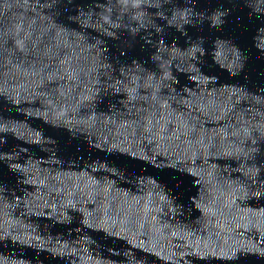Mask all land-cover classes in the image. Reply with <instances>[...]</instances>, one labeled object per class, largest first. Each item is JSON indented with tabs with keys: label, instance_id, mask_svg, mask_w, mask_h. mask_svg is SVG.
<instances>
[{
	"label": "water",
	"instance_id": "obj_1",
	"mask_svg": "<svg viewBox=\"0 0 264 264\" xmlns=\"http://www.w3.org/2000/svg\"><path fill=\"white\" fill-rule=\"evenodd\" d=\"M0 264H264V0H0Z\"/></svg>",
	"mask_w": 264,
	"mask_h": 264
}]
</instances>
